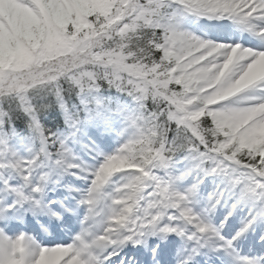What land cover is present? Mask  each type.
Instances as JSON below:
<instances>
[{"label": "snow or ice", "instance_id": "snow-or-ice-1", "mask_svg": "<svg viewBox=\"0 0 264 264\" xmlns=\"http://www.w3.org/2000/svg\"><path fill=\"white\" fill-rule=\"evenodd\" d=\"M0 264H264V0H0Z\"/></svg>", "mask_w": 264, "mask_h": 264}, {"label": "bare ground", "instance_id": "bare-ground-1", "mask_svg": "<svg viewBox=\"0 0 264 264\" xmlns=\"http://www.w3.org/2000/svg\"><path fill=\"white\" fill-rule=\"evenodd\" d=\"M232 220V223L233 225H235V227H238L239 226V223H240V216L237 215L235 216L234 218H230ZM251 235H254V234H251Z\"/></svg>", "mask_w": 264, "mask_h": 264}]
</instances>
